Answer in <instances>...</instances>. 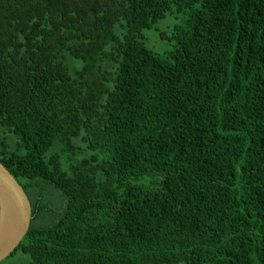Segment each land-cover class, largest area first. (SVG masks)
Segmentation results:
<instances>
[{"label": "trees", "instance_id": "1", "mask_svg": "<svg viewBox=\"0 0 264 264\" xmlns=\"http://www.w3.org/2000/svg\"><path fill=\"white\" fill-rule=\"evenodd\" d=\"M0 162L10 257L264 264V0H0Z\"/></svg>", "mask_w": 264, "mask_h": 264}, {"label": "water", "instance_id": "2", "mask_svg": "<svg viewBox=\"0 0 264 264\" xmlns=\"http://www.w3.org/2000/svg\"><path fill=\"white\" fill-rule=\"evenodd\" d=\"M33 205L25 188L0 162V263L9 258L28 234Z\"/></svg>", "mask_w": 264, "mask_h": 264}, {"label": "rangeland", "instance_id": "3", "mask_svg": "<svg viewBox=\"0 0 264 264\" xmlns=\"http://www.w3.org/2000/svg\"><path fill=\"white\" fill-rule=\"evenodd\" d=\"M174 18L173 17H168L167 19L163 20L162 22L159 23V26L156 27L155 30L152 32H148L146 35L147 39V46L152 47L159 52H164V50H167L168 44L161 43L160 40V35L159 33L164 29L166 30L169 25V22H173ZM170 23V24H171ZM159 29V30H158ZM31 260L30 257L22 252H17L14 256L7 258L0 264H30Z\"/></svg>", "mask_w": 264, "mask_h": 264}]
</instances>
